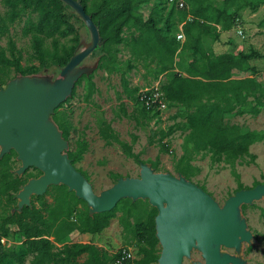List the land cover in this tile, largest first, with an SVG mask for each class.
<instances>
[{
    "label": "rangeland",
    "instance_id": "rangeland-1",
    "mask_svg": "<svg viewBox=\"0 0 264 264\" xmlns=\"http://www.w3.org/2000/svg\"><path fill=\"white\" fill-rule=\"evenodd\" d=\"M100 1L86 0L87 8L91 10ZM209 1L215 7L222 8L224 6V0ZM259 2L261 0H233L232 5L227 9L233 15L231 29L225 31L229 33H223L216 41L212 32L204 34L201 37V48L210 56L252 54V58L246 63L247 69L234 70L232 78H251L263 86L264 3L260 4L256 11H253L250 5V3L257 4ZM158 4L159 0H135L133 12L143 21L151 16L158 19L155 14ZM238 7H240L239 10L235 11ZM17 12L18 17L14 22H10V10L0 0V24L3 26V31L0 34V52L2 51L9 59H18L19 66L23 70L35 67L36 74L28 77L54 78L57 75L51 60L54 52L53 43L58 44L60 52L63 48L68 49L77 45V52L81 48L82 42H89V33L84 23L72 9H66L65 12L71 17L74 33L66 37L57 34L53 36L38 34L45 53L44 61L40 62L36 58L33 48L36 33L28 30L37 21V14L22 9L20 5ZM163 24V21L157 20V28H162ZM131 31L125 29V35L128 36ZM77 35L80 37L78 44L74 40ZM10 43L13 44V48ZM111 50H118L116 60L111 68H104V60L99 61L97 55L92 57L89 55L83 61L82 65L95 67L91 78L81 80L75 87L74 93L57 109L56 120L52 118L62 134L63 131L68 132L66 154L75 152L80 141L86 143V150L82 153L81 159L74 163V166L92 185L95 193L99 194L111 187L120 177H138L139 165L142 163L149 165L155 173H169L176 177L180 174L177 166L186 164L190 174L187 180L208 193L219 205H223L229 196L240 189H250L264 183V140L249 147V154L253 156L252 161L249 157H244L235 161L231 166L224 162H213L210 156L205 153L186 154L183 151V145L188 131L179 125V128L164 137L163 143L167 144L168 151L162 150L158 144L162 133H167L169 126L173 123H180L182 120L171 119L170 116L174 112L167 111L164 114V119L144 113L135 100L137 94L128 98L123 90L122 78L127 81L126 87L130 90L151 87L159 79H164L163 75L155 79L159 64L164 63L173 72L177 70L183 74L188 65L200 57L199 54H194L191 50H183L179 54H175L170 61L168 55L159 54L156 49H153L147 58H133L130 50L123 48L122 45ZM19 77L21 75L15 72L14 67L0 66L2 88H5L9 81ZM225 122L229 125H237L243 131H262L264 130V110L256 117L248 114L240 116L230 114L226 116ZM107 127L110 130H107ZM102 130H107L106 133L109 135L107 137L102 135ZM118 142L126 144L137 159L130 157ZM185 155H189V158L181 161L182 156ZM16 157L14 152L9 163L13 177L17 176L15 171L20 167V162ZM39 176H41V172L31 168L20 178H25L28 182ZM19 191L12 194V199L3 197L0 200V218L17 212L16 195ZM71 194L72 192H68L65 186H51L43 196H40V199L32 196L29 208H33L36 214L50 222L49 213L46 210L55 208L63 200L71 198ZM123 202L124 200L118 203L115 217L99 235H83L73 231L66 237V231L63 233V230L59 229L60 224L56 223L51 229L49 239L53 240L55 235H65L56 245L92 244L106 251L109 258L114 256V252L118 248L128 247L135 260L139 259L137 241L132 234L133 226L136 221H144L152 207L146 200L135 201L137 202L135 205L131 203L125 205ZM85 211L88 212L86 204L78 203L74 214ZM74 214L70 217V222H75ZM241 214L246 221L247 229L252 234V239L249 245L243 244L240 257L245 264H264V198L241 209ZM5 228L8 236L0 241L2 247V250L0 249V264H17L5 257L20 248V244L23 242L22 234L15 224L9 223ZM222 251L234 254L232 250L223 249ZM85 259V256L81 257L78 264H83ZM198 261H202L201 256L198 252L193 251L191 258L185 259L183 264H193Z\"/></svg>",
    "mask_w": 264,
    "mask_h": 264
},
{
    "label": "trees",
    "instance_id": "trees-1",
    "mask_svg": "<svg viewBox=\"0 0 264 264\" xmlns=\"http://www.w3.org/2000/svg\"><path fill=\"white\" fill-rule=\"evenodd\" d=\"M232 1L224 0V6L218 8L209 0H184L187 5V9L184 10L177 9L175 6L168 8L166 0H159L158 10L155 12L158 19L151 16L143 21L133 12L135 0H101L91 10L87 8L86 0H81L86 13L98 26L99 35L103 40V44L97 47L90 57L97 55L99 61L104 60V68L113 67L118 50L112 51L111 49L118 45L130 50L133 58H147L153 49H156L159 54L168 55L170 61L179 49V53L183 50H191L194 54L200 55L188 65L185 72L187 76H183L178 71L173 72L164 63L159 64L156 70L155 79L161 75L164 76L160 82V89L164 95L167 111L174 110L170 118L182 120L180 123H173L169 126L168 132L162 133L158 144L160 149L168 151L167 144L163 143L164 137L182 125L188 131L183 145V151L186 154L205 153L213 162H224L231 166L235 161L244 157H249L252 161L253 156L249 154V147L264 140V130L243 131L237 125H229L225 122L226 116L230 114L238 116L248 114L256 117L264 110V85L261 86L251 78H232L234 70L247 69L246 63L252 58V54L210 56L201 48V37L204 34L212 32L214 40L218 39L216 26H219L221 31L231 29L233 15L227 9L232 5ZM2 2L10 10V22H14L18 17L19 5L22 9L37 14V21L28 30L36 33L33 48L40 62L44 61L45 53L38 34L46 36L57 34L66 37L74 33L71 17L65 12L66 9H71L60 0H2ZM263 3L264 0H261L257 4L250 3V5L252 10L256 11ZM188 16L191 20H186ZM157 20L164 22L162 28H157ZM181 23H184L183 33L186 38L183 44L176 40L177 27ZM125 29L132 30L128 36L125 35ZM2 31L3 26L0 24V34ZM74 40L78 44L79 35ZM10 45L13 48V44L10 43ZM76 47L77 45L68 49L63 48L60 52L58 44L53 43L54 52L51 60L57 74L76 53ZM0 66L14 67L15 72L21 76H30L37 72L35 67L23 70L19 66L18 59H9L2 51L0 52ZM89 78L91 75L82 76L75 87L81 80ZM126 83L127 81L122 78L123 90L126 96L131 98L138 93L139 89L130 90L126 87ZM0 88H2L1 83ZM135 100L141 106L137 96ZM57 109L52 115L54 120H56ZM141 110L160 119L158 112L152 113L142 106ZM107 130H110L109 127ZM107 130L101 132L105 137L109 135L106 133ZM62 137L66 140L68 132L63 131ZM118 143L130 157L137 159L126 144ZM85 150L86 143L80 141L75 152L67 153L73 165L81 159ZM12 155L14 152L11 151L0 159V200L3 197L12 199V194L18 192L27 183L25 178L13 177L9 167ZM188 158L189 155L182 156L181 161ZM186 167V164L178 165L177 170L188 179L190 174ZM78 203L84 204L72 193L71 198L63 200L55 208L47 209L51 223L29 207H23L20 213H10L0 218V241L8 236L5 227L9 223L17 226L23 238L20 248L5 258H10L17 264H78V260L85 256L83 264H112L114 256L109 258L106 251L95 245L82 243L56 245L65 237L64 234V236L55 235L53 240L49 239L51 229L56 223L60 224L59 229H62L63 233L66 231V237L73 231L83 235H99L109 226L119 206L117 204L110 212L89 216L86 211L74 214ZM123 203L135 205L137 202L132 203L131 200L125 199ZM245 207L242 206L241 209ZM73 214L76 220L70 222L69 219ZM156 214V210L152 208L144 221L135 222L132 234L137 241L139 259H134L129 264L157 263L160 248L155 237L154 217ZM0 249L2 250L1 244Z\"/></svg>",
    "mask_w": 264,
    "mask_h": 264
},
{
    "label": "water",
    "instance_id": "water-1",
    "mask_svg": "<svg viewBox=\"0 0 264 264\" xmlns=\"http://www.w3.org/2000/svg\"><path fill=\"white\" fill-rule=\"evenodd\" d=\"M60 1L84 23L89 42L81 43V48L54 78L21 76L0 88V159L13 151L20 162L17 176L31 168L41 172L16 195L17 212L29 207L32 196H43L49 187L58 185L83 201L89 216L110 212L121 200H146L157 212L154 225L160 254L156 264H183L193 251L202 259L193 264H245L240 252L244 243L250 244L252 234L241 207L264 198V183L238 190L219 205L181 174L176 177L155 173L142 163L138 177H120L97 194L71 163L65 153L67 142L52 115L72 95L78 80L93 73L95 67L82 64L103 40L81 0Z\"/></svg>",
    "mask_w": 264,
    "mask_h": 264
},
{
    "label": "built area",
    "instance_id": "built-area-1",
    "mask_svg": "<svg viewBox=\"0 0 264 264\" xmlns=\"http://www.w3.org/2000/svg\"><path fill=\"white\" fill-rule=\"evenodd\" d=\"M166 5L168 8H170V6H175V8L177 9H187V5L185 4L184 0H166ZM186 20H191V17L188 16ZM183 24L184 23L179 24V26L177 27L178 31L176 33V40L182 44L185 42ZM216 32L218 34L222 33L219 26H216ZM239 34H241V32H239ZM137 97L141 106L145 110L152 111V113L158 112L160 119H164V114L167 113V107L163 92L160 89L159 82H156L151 87H144L139 89ZM134 259L135 258L131 249L128 247H122L118 248L114 252V259L112 264H129Z\"/></svg>",
    "mask_w": 264,
    "mask_h": 264
},
{
    "label": "crops",
    "instance_id": "crops-1",
    "mask_svg": "<svg viewBox=\"0 0 264 264\" xmlns=\"http://www.w3.org/2000/svg\"><path fill=\"white\" fill-rule=\"evenodd\" d=\"M223 33H229V32L222 31V33H220L219 36L222 35ZM185 40H186V38H185ZM179 51H180V50H179ZM179 51L177 52V54H179ZM177 54H176V55H177ZM176 71H177V70H176ZM182 75H183V76H187L186 73H183ZM161 80H162V79H159V80H158L159 84H160ZM171 112H174V110H171Z\"/></svg>",
    "mask_w": 264,
    "mask_h": 264
}]
</instances>
